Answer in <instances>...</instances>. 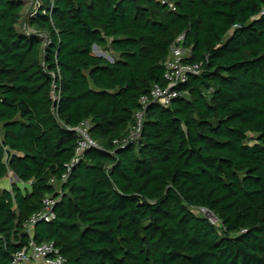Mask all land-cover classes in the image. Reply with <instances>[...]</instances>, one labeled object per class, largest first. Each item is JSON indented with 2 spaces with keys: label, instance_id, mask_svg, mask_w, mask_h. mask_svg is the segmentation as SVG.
I'll return each mask as SVG.
<instances>
[{
  "label": "trees",
  "instance_id": "16d2710c",
  "mask_svg": "<svg viewBox=\"0 0 264 264\" xmlns=\"http://www.w3.org/2000/svg\"><path fill=\"white\" fill-rule=\"evenodd\" d=\"M23 3L0 0V180L32 183L0 190V264L31 240L24 226L56 196L84 122L97 148L36 244L67 264H264V0ZM180 36L201 74L125 143Z\"/></svg>",
  "mask_w": 264,
  "mask_h": 264
},
{
  "label": "built area",
  "instance_id": "2783aa9c",
  "mask_svg": "<svg viewBox=\"0 0 264 264\" xmlns=\"http://www.w3.org/2000/svg\"><path fill=\"white\" fill-rule=\"evenodd\" d=\"M38 4L39 3L35 6ZM170 8L173 9L172 5H170ZM260 16H264V6L261 8ZM183 41L184 36H180L175 41V44L170 48L167 59L163 63L165 69L163 85H154L147 95L140 97V108L135 115V123L130 129L129 137L125 143H128L129 141L135 142L140 138L145 114L151 104L163 108L169 107L176 99L186 95V93L181 90L182 87L186 86L192 77L201 74L202 64H192L186 61L189 55L181 46ZM52 77L54 79L60 78L59 72L57 75L53 74ZM89 129L90 126L88 122H84L73 130L79 137L76 158L71 165L67 167V172L65 174L60 178L51 179L50 184L57 188L56 196L60 194V186L67 181L73 165L79 162L87 150L97 148V144L90 137ZM13 181L18 182V179L14 177L12 182ZM31 183L32 182L29 184ZM56 196L46 197L43 200V209L32 216V218L25 224V231L29 234L31 240L13 256V264H67L66 259L60 254V251L53 243L36 244L32 239L33 228L38 222H51L55 219L54 207L59 201V198H56ZM204 216L211 225L220 227V222L212 213L204 212Z\"/></svg>",
  "mask_w": 264,
  "mask_h": 264
},
{
  "label": "rangeland",
  "instance_id": "374dc122",
  "mask_svg": "<svg viewBox=\"0 0 264 264\" xmlns=\"http://www.w3.org/2000/svg\"><path fill=\"white\" fill-rule=\"evenodd\" d=\"M31 1V4H30ZM39 3V0H24V7H23V14L26 13L28 6L31 8H34V6ZM94 54H99V55H104L106 58H109V60L111 59V56L109 53L105 52L104 50H98L95 49L93 50ZM12 180H14V177H12ZM15 182V181H13ZM16 183V182H15ZM17 186L21 189V190H25L27 189L28 191L30 190L29 184H21V183H17ZM0 188L5 189V190H9L10 189V182L9 180H6L5 182H1L0 183ZM12 190V189H11ZM202 215L204 216V212L202 213Z\"/></svg>",
  "mask_w": 264,
  "mask_h": 264
},
{
  "label": "crops",
  "instance_id": "0c3cea01",
  "mask_svg": "<svg viewBox=\"0 0 264 264\" xmlns=\"http://www.w3.org/2000/svg\"><path fill=\"white\" fill-rule=\"evenodd\" d=\"M12 177H14V175L12 174V173H9L4 179H2V180H0V183L1 182H5L6 180H9V182H10V189L8 190V191H12L11 189H12V187H13V185L14 184H16L17 185V183H19V182H17V183H14L13 184V182H12ZM0 190L1 191H5V189H2V188H0ZM7 191V190H6Z\"/></svg>",
  "mask_w": 264,
  "mask_h": 264
},
{
  "label": "water",
  "instance_id": "95a60500",
  "mask_svg": "<svg viewBox=\"0 0 264 264\" xmlns=\"http://www.w3.org/2000/svg\"><path fill=\"white\" fill-rule=\"evenodd\" d=\"M94 49H98V48H97V47H94ZM98 56L102 57V56H104V55H98Z\"/></svg>",
  "mask_w": 264,
  "mask_h": 264
}]
</instances>
